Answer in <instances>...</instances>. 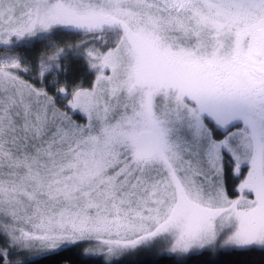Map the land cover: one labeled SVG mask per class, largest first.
I'll use <instances>...</instances> for the list:
<instances>
[{
  "label": "snow or ice",
  "instance_id": "1",
  "mask_svg": "<svg viewBox=\"0 0 264 264\" xmlns=\"http://www.w3.org/2000/svg\"><path fill=\"white\" fill-rule=\"evenodd\" d=\"M84 245L264 264V0H0V264Z\"/></svg>",
  "mask_w": 264,
  "mask_h": 264
},
{
  "label": "trees",
  "instance_id": "2",
  "mask_svg": "<svg viewBox=\"0 0 264 264\" xmlns=\"http://www.w3.org/2000/svg\"><path fill=\"white\" fill-rule=\"evenodd\" d=\"M39 54H40L39 51L36 50L31 53V56L35 57L38 56ZM92 78L93 77H87L88 80ZM235 184H237V181L235 182ZM84 246L80 249L82 255L80 260L78 261V264H101V259L99 257L83 255V250L85 248ZM53 259L54 258L52 257L45 258L40 256H29L26 259V264H53ZM200 259L203 260L207 258L201 257ZM216 259L218 260L219 264H223V262L232 259V257L222 256ZM255 259L259 260L260 257H255ZM62 264H68V262L63 261ZM122 264H171V262L166 257L158 259L155 255L151 253H141L139 255H134L126 258L122 262Z\"/></svg>",
  "mask_w": 264,
  "mask_h": 264
},
{
  "label": "flooded vegetation",
  "instance_id": "3",
  "mask_svg": "<svg viewBox=\"0 0 264 264\" xmlns=\"http://www.w3.org/2000/svg\"><path fill=\"white\" fill-rule=\"evenodd\" d=\"M226 167H227V162H226ZM235 182H234V180H231V179L229 180V188L230 189L235 187V185H236ZM237 184H238V181H237Z\"/></svg>",
  "mask_w": 264,
  "mask_h": 264
},
{
  "label": "rangeland",
  "instance_id": "4",
  "mask_svg": "<svg viewBox=\"0 0 264 264\" xmlns=\"http://www.w3.org/2000/svg\"><path fill=\"white\" fill-rule=\"evenodd\" d=\"M233 198H235V197H233ZM84 247H88L87 245H85ZM141 254V253H140Z\"/></svg>",
  "mask_w": 264,
  "mask_h": 264
}]
</instances>
